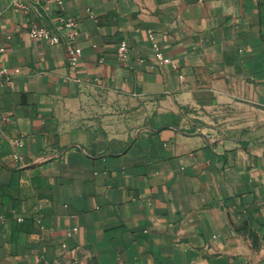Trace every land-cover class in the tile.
Here are the masks:
<instances>
[{"label":"crops","instance_id":"obj_1","mask_svg":"<svg viewBox=\"0 0 264 264\" xmlns=\"http://www.w3.org/2000/svg\"><path fill=\"white\" fill-rule=\"evenodd\" d=\"M11 2L0 264H264V0Z\"/></svg>","mask_w":264,"mask_h":264},{"label":"built area","instance_id":"obj_2","mask_svg":"<svg viewBox=\"0 0 264 264\" xmlns=\"http://www.w3.org/2000/svg\"><path fill=\"white\" fill-rule=\"evenodd\" d=\"M40 0H12L11 4L23 13H28L34 4H38ZM59 8L62 6V0H52ZM29 35L34 39H43L49 44H61L66 48L68 67L73 69L81 56V49L72 43V40L77 35V23L74 20L66 19L62 14L57 16V23L45 21L42 25L32 24L29 29ZM151 37V35H150ZM152 39V37H151ZM155 50L156 59L159 62H170L168 59L162 57L155 43L152 44ZM117 59L124 60L127 56V45L121 41L117 47ZM17 72V69L14 70ZM10 72L7 69H0V81L9 82ZM15 145L20 147L22 145L19 139L15 140ZM14 159H18L17 153L14 154ZM76 231L72 228L71 232Z\"/></svg>","mask_w":264,"mask_h":264},{"label":"water","instance_id":"obj_3","mask_svg":"<svg viewBox=\"0 0 264 264\" xmlns=\"http://www.w3.org/2000/svg\"><path fill=\"white\" fill-rule=\"evenodd\" d=\"M197 135H201V133H197Z\"/></svg>","mask_w":264,"mask_h":264}]
</instances>
